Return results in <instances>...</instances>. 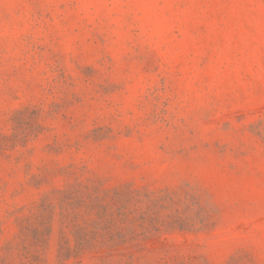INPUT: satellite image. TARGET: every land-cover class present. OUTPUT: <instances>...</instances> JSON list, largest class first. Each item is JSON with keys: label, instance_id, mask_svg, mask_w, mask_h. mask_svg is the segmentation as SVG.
I'll return each mask as SVG.
<instances>
[{"label": "rangeland", "instance_id": "obj_1", "mask_svg": "<svg viewBox=\"0 0 264 264\" xmlns=\"http://www.w3.org/2000/svg\"><path fill=\"white\" fill-rule=\"evenodd\" d=\"M0 264H264V0H0Z\"/></svg>", "mask_w": 264, "mask_h": 264}]
</instances>
